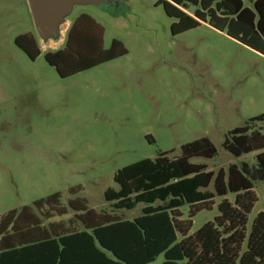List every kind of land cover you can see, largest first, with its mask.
Listing matches in <instances>:
<instances>
[{
    "label": "rangeland",
    "instance_id": "obj_1",
    "mask_svg": "<svg viewBox=\"0 0 264 264\" xmlns=\"http://www.w3.org/2000/svg\"><path fill=\"white\" fill-rule=\"evenodd\" d=\"M82 14L103 28V49L117 40L127 54L61 79L44 55L62 49V31L40 37L26 0H0V217L59 192L63 206L80 197L96 212L132 220L142 204L120 211L104 201V191L116 188L114 174L159 152L177 157L183 144L203 137L217 155L191 163L214 172L254 164L255 153L236 159L222 143L228 131L264 113L263 55L206 24L173 36L175 20L159 0H90L73 4L65 19ZM25 33L40 50L35 61L14 45ZM253 127L264 134V123ZM254 192L249 224L264 211V182H255ZM219 201L192 219L190 233L213 220ZM182 211L185 218L188 208ZM73 216L45 224L66 225Z\"/></svg>",
    "mask_w": 264,
    "mask_h": 264
},
{
    "label": "trees",
    "instance_id": "obj_2",
    "mask_svg": "<svg viewBox=\"0 0 264 264\" xmlns=\"http://www.w3.org/2000/svg\"><path fill=\"white\" fill-rule=\"evenodd\" d=\"M159 2L175 20L173 36L206 24L264 56V0H249L250 7L242 0ZM103 34L98 23L80 15L71 23L63 48L45 53L44 60L66 79L127 54L117 40L103 49ZM14 45L31 61L40 54L30 33L17 36ZM255 123H264V113L228 131L222 143L236 159L256 153L252 165L229 164L214 172L191 163L217 155L203 137L183 144L177 157L159 152L152 160L119 169L113 177L116 188L106 189L103 198L120 211L142 204L141 214L132 220L96 212L80 197L63 206L59 192L9 211L0 217V264H157L160 256L161 264H264V211L250 224L248 218L257 202L254 183L264 182V134ZM79 191V186L69 189L73 195ZM216 199L217 215L190 233L192 219L211 211ZM69 211L74 216L66 225L45 224Z\"/></svg>",
    "mask_w": 264,
    "mask_h": 264
},
{
    "label": "water",
    "instance_id": "obj_3",
    "mask_svg": "<svg viewBox=\"0 0 264 264\" xmlns=\"http://www.w3.org/2000/svg\"><path fill=\"white\" fill-rule=\"evenodd\" d=\"M36 32L46 38L55 35L57 26L70 12L73 4L90 0H26Z\"/></svg>",
    "mask_w": 264,
    "mask_h": 264
},
{
    "label": "crops",
    "instance_id": "obj_4",
    "mask_svg": "<svg viewBox=\"0 0 264 264\" xmlns=\"http://www.w3.org/2000/svg\"><path fill=\"white\" fill-rule=\"evenodd\" d=\"M250 4V3H249ZM245 6V5H244ZM251 6V4H250ZM246 7V6H245ZM82 15H85V14H82ZM80 16V15H79ZM77 18V17H76ZM75 18V19H76ZM73 22V20H68V19H63L62 22L60 24H58L57 26V30H61L62 31V44L64 46V42H65V38H66V34H67V31L71 25V23ZM60 38V36H59ZM63 48V47H62ZM256 154V153H255Z\"/></svg>",
    "mask_w": 264,
    "mask_h": 264
}]
</instances>
